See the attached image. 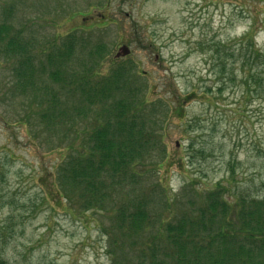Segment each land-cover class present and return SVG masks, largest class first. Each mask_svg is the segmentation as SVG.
<instances>
[{
  "label": "rangeland",
  "instance_id": "rangeland-1",
  "mask_svg": "<svg viewBox=\"0 0 264 264\" xmlns=\"http://www.w3.org/2000/svg\"><path fill=\"white\" fill-rule=\"evenodd\" d=\"M4 20L38 47L60 42L71 29L87 45L103 43L101 71L120 45L130 48L122 59L134 64L144 98L160 99L166 109L155 146V153L165 150L162 159L149 161L126 191L129 198L142 195L153 223L172 220L183 211L177 207L217 182L229 198L263 195L264 66L242 43L252 29L254 47L264 53V0H0ZM9 79L0 68V259L111 264L108 213L74 210L51 187L69 140L34 112L43 91L35 89L38 106L32 104L29 121H19L33 92L10 93ZM125 198L120 193L116 202ZM153 231L141 232L139 242L127 238L125 251L145 248Z\"/></svg>",
  "mask_w": 264,
  "mask_h": 264
},
{
  "label": "trees",
  "instance_id": "trees-1",
  "mask_svg": "<svg viewBox=\"0 0 264 264\" xmlns=\"http://www.w3.org/2000/svg\"><path fill=\"white\" fill-rule=\"evenodd\" d=\"M74 30L61 35L60 42L48 40L47 46L38 47L12 22H0V68L10 76V93L33 92L30 109L19 121H29L32 104L38 106L35 89L43 91L42 107L34 112L41 111L37 116L49 131L63 128L62 136L69 140L51 187L74 210L108 213L112 225L103 231L111 264H264V193L240 192L229 198L224 184L217 182L192 195L182 209L177 207L183 211L172 220L158 224L149 217L142 195L129 198L127 186L138 182L145 165L165 152L161 148L155 153L162 142L165 103L144 98L129 60L113 57L101 71L107 47L100 42L87 45ZM243 39L250 56L264 66L253 30ZM42 79L46 81L40 86ZM120 193L126 198L117 203ZM144 230H154L142 243L145 248L125 251L124 241L139 242Z\"/></svg>",
  "mask_w": 264,
  "mask_h": 264
},
{
  "label": "water",
  "instance_id": "water-1",
  "mask_svg": "<svg viewBox=\"0 0 264 264\" xmlns=\"http://www.w3.org/2000/svg\"><path fill=\"white\" fill-rule=\"evenodd\" d=\"M129 53V48H128V46H126V45H121L119 48H118V51L116 52V56H124V55H126V54H128Z\"/></svg>",
  "mask_w": 264,
  "mask_h": 264
}]
</instances>
